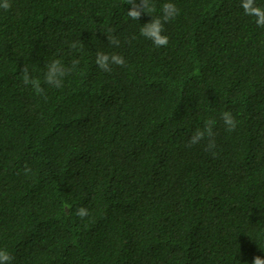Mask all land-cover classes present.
<instances>
[{"label":"trees","instance_id":"trees-1","mask_svg":"<svg viewBox=\"0 0 264 264\" xmlns=\"http://www.w3.org/2000/svg\"><path fill=\"white\" fill-rule=\"evenodd\" d=\"M242 2L151 0L139 20L127 0L0 8V250L10 264L264 259V26ZM165 4L178 14L156 47L140 29ZM98 53L125 64L104 71ZM54 60L79 61L61 87L44 83Z\"/></svg>","mask_w":264,"mask_h":264},{"label":"clouds","instance_id":"clouds-1","mask_svg":"<svg viewBox=\"0 0 264 264\" xmlns=\"http://www.w3.org/2000/svg\"><path fill=\"white\" fill-rule=\"evenodd\" d=\"M127 3L132 5V9L128 11L127 14L133 20H139L142 12L150 14L154 11V6L152 5L151 0H141L140 4H136L135 0H127ZM242 7L246 15H254L258 17L259 19L257 20V24L260 26H264V9L258 6H254V0H243ZM0 8H3L5 11L10 9L11 4L9 3V0H3V3L0 4ZM170 8L172 9L171 12H169ZM175 14H178V12L175 10L174 6L169 4L163 5L162 15L158 17L151 16V21L142 25L140 29L141 35L147 39H150L156 47L166 46L168 44V37L166 35H163L164 23L172 19ZM107 38L109 43L114 45L119 44V40L115 37L108 36ZM71 47L75 48L76 44H72ZM96 63L104 71H110V63L119 66H124L125 60L122 56L116 54H112L111 56H109L105 53H98ZM78 64V60L73 61L72 69H69L64 67L61 64V61L59 60L52 61L47 66L44 83L54 87H61L62 77L72 71ZM22 73L23 82L26 85L31 84L33 86L34 91L37 94H40L43 91L41 87V82L30 77L27 67L22 69ZM222 119L227 125V130L229 132L235 130L236 121L235 118L231 115V113L224 112L222 114ZM214 123V120L206 121V131L208 135H212L211 126L214 125ZM204 134V132H199L197 134V138L203 137ZM193 142H195V140ZM211 146H214V143ZM78 214L80 216H84L86 215V212L84 210H80ZM12 259L13 257L7 252V250H0V264H10ZM253 264H264V259H261L259 256H257L254 258Z\"/></svg>","mask_w":264,"mask_h":264}]
</instances>
